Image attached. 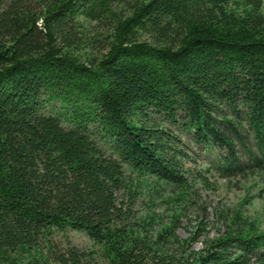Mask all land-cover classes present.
I'll list each match as a JSON object with an SVG mask.
<instances>
[{
    "label": "trees",
    "instance_id": "16d2710c",
    "mask_svg": "<svg viewBox=\"0 0 264 264\" xmlns=\"http://www.w3.org/2000/svg\"><path fill=\"white\" fill-rule=\"evenodd\" d=\"M227 3L0 0V264H264L240 210L198 251L197 233L179 256L162 244L191 177L264 179L261 0ZM80 17L107 31L98 56L77 52Z\"/></svg>",
    "mask_w": 264,
    "mask_h": 264
},
{
    "label": "rangeland",
    "instance_id": "374dc122",
    "mask_svg": "<svg viewBox=\"0 0 264 264\" xmlns=\"http://www.w3.org/2000/svg\"><path fill=\"white\" fill-rule=\"evenodd\" d=\"M234 0H228L227 7L233 8ZM117 10L124 9L125 4L118 2L114 4ZM260 11L264 15V0H261ZM80 26L78 36L81 43L78 46V53L82 58L98 56L100 54V46L102 44L106 29L98 22L89 21L83 17L79 18ZM201 160L192 166L198 169ZM208 185H201L189 180L193 183L195 193L192 196V203L185 205V210L175 222V234L177 239L162 241L164 249L167 253L179 256L182 253L181 240L197 233L196 240L192 242L190 250L198 251L202 249L205 242L222 234L226 229L228 219L235 211L240 210L243 217L254 220L261 230H264V179L260 175H248L246 177H235L231 179H222L213 174L205 175ZM167 192H170L167 189ZM174 193V191H171ZM127 200L124 199V203ZM148 198H138L134 204V210L137 215H144L146 212L151 213L148 207ZM170 204L157 199V205L154 209L160 219L154 224L152 232L155 233L160 229L161 225L169 224L171 217ZM67 236L72 243L79 247H90L92 245L88 237L78 231L69 230ZM55 241H60V237H56ZM252 264V263H251Z\"/></svg>",
    "mask_w": 264,
    "mask_h": 264
}]
</instances>
